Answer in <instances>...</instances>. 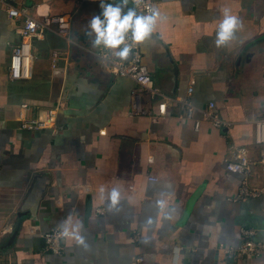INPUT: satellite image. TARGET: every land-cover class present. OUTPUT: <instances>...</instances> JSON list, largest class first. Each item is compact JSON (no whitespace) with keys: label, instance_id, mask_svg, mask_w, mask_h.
<instances>
[{"label":"crops","instance_id":"crops-1","mask_svg":"<svg viewBox=\"0 0 264 264\" xmlns=\"http://www.w3.org/2000/svg\"><path fill=\"white\" fill-rule=\"evenodd\" d=\"M16 1L36 19L68 17L71 31L34 41V78L13 81L11 53L25 18L15 23L0 7V264H264V248L234 261L223 251L241 245L243 229L257 230L264 245V194L240 199L242 176L227 169L245 147L250 186L264 189L255 144V121L264 118V0H151L161 19L140 45L142 60L172 99L155 123L131 115L137 84L114 75L85 35L100 2ZM225 12L242 27L217 48ZM162 99L145 107L157 115ZM181 100L197 109L214 103L231 127L202 122L197 131ZM61 101L57 131L19 129L21 105L37 118ZM55 227L75 232L62 255L44 247Z\"/></svg>","mask_w":264,"mask_h":264},{"label":"built area","instance_id":"built-area-1","mask_svg":"<svg viewBox=\"0 0 264 264\" xmlns=\"http://www.w3.org/2000/svg\"><path fill=\"white\" fill-rule=\"evenodd\" d=\"M79 3H98L101 0H78ZM0 7L15 22L21 21L24 17L23 24L17 27V33L20 36V43L15 45L11 53V61L9 66V77L13 81L32 80L35 73L36 56L33 51L34 41H43L50 31L62 37L68 38L71 31V20L63 15L43 16L41 19L28 16L17 6L16 0H0ZM147 7H154L151 0H144L143 4L138 8V12L144 13ZM99 58L102 62L111 65L112 72L116 76L128 77L132 79L138 86L137 91L133 93L131 103V115L148 116L152 122H157L160 117L167 113V109L172 99L165 97L160 89H158L149 73L147 67L143 64L140 45L133 49V53L127 61L115 62L110 56H107L103 49L99 51ZM59 60V53H53V63ZM189 95L193 89L190 88ZM163 98L158 102V114H152L145 107L146 100L152 103L153 100ZM148 102V103H149ZM180 105L185 109V119L193 121L195 129H200L202 122L210 123L214 128L219 130H228L231 123L223 119L215 112V104L210 103L205 109H197L188 100H181ZM28 105H21L17 120L19 129L29 132H40L52 129L57 131V116L61 109L64 108L63 101L58 102L54 107L47 109L45 117L28 118ZM196 112L201 117L196 118ZM104 133V131H101ZM255 144L261 148L259 165L261 166L262 179L264 183V118L255 121ZM149 163H153V159H149ZM254 163L245 147H239L233 153L231 160L227 162V169L233 173L242 176L240 187V199L255 198L264 194V189H257L250 186V180L253 176ZM98 215H104L105 209L98 207L96 209ZM257 230L243 229L242 243L237 248L224 249V260L234 261L240 257H260L263 253L264 245L262 242L255 240ZM75 232L71 229L55 227L46 233L43 237L45 250L55 254L62 255L64 252V243L74 238ZM142 259H137L134 264L141 263Z\"/></svg>","mask_w":264,"mask_h":264},{"label":"clouds","instance_id":"clouds-1","mask_svg":"<svg viewBox=\"0 0 264 264\" xmlns=\"http://www.w3.org/2000/svg\"><path fill=\"white\" fill-rule=\"evenodd\" d=\"M144 0H101V9L98 15L92 16L87 25L85 35L89 38L91 46L95 49H103L107 56L115 62L127 61L133 53V49L142 45L153 34L157 21L161 19V13L156 7H147L144 13L138 12V8ZM132 4L129 7V4ZM242 21L235 15L225 12L219 22L214 44L222 48L234 39ZM75 43V40H73ZM119 193L115 190L111 193L112 205L118 202ZM81 244L83 239L77 237Z\"/></svg>","mask_w":264,"mask_h":264}]
</instances>
